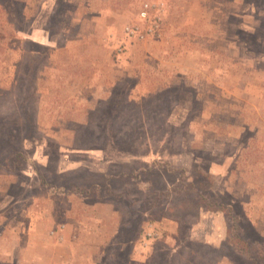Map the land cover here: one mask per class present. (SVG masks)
Segmentation results:
<instances>
[{
  "label": "rangeland",
  "instance_id": "374dc122",
  "mask_svg": "<svg viewBox=\"0 0 264 264\" xmlns=\"http://www.w3.org/2000/svg\"><path fill=\"white\" fill-rule=\"evenodd\" d=\"M11 103L32 129L0 164V264H253L180 202L192 182L264 245V0H0Z\"/></svg>",
  "mask_w": 264,
  "mask_h": 264
},
{
  "label": "trees",
  "instance_id": "16d2710c",
  "mask_svg": "<svg viewBox=\"0 0 264 264\" xmlns=\"http://www.w3.org/2000/svg\"><path fill=\"white\" fill-rule=\"evenodd\" d=\"M25 103V101H24ZM10 106V104H9ZM12 107V103H11ZM13 111L7 112L4 109L0 110V164L10 168L11 166V159L14 158L16 161L20 157V151L16 152L13 149L16 150V148L22 147V142L24 140L25 132H28L30 128L32 129V126L26 125V119L22 120L21 116L25 114V110L17 109V105L13 106ZM26 108V103H25ZM1 112H5L6 114H2ZM29 121V119H27ZM32 125V121H31ZM25 129V130H24ZM19 140V141H18ZM18 141V142H17ZM20 142V144H19ZM13 160V163L15 162ZM118 166V165H115ZM112 175V174H111ZM129 179H133V176H129V174H126L123 171H118V174L115 176H109L106 179V192L107 193H113L118 195L117 193H121L118 189L119 185L126 186L128 184H132L133 182L128 181ZM110 181V182H109ZM74 183V182H73ZM122 183V184H120ZM181 184V183H179ZM76 184H73V187ZM136 186V183H135ZM185 188V191L182 193V200H181V206L182 209H201L208 212H214L219 213L224 216H226L227 221L230 226V231L233 235V243L237 250L241 252L242 254L248 256L252 259L253 264H264V245L260 244L259 242L255 243L249 240V238L246 237V235L243 233V230L239 223V214L236 212L235 208L232 204L218 202L217 200H212L204 195L203 192L198 190L193 183H183L181 185ZM189 187V188H187ZM128 189V187H127ZM127 189L123 190L124 193H126ZM168 192L171 193V190ZM144 195V194H142ZM144 197H151L152 199L156 200V205H161L162 201H166L169 199V194L166 192H148L146 195L142 196V199ZM141 199V200H142ZM135 203L137 201L135 200Z\"/></svg>",
  "mask_w": 264,
  "mask_h": 264
},
{
  "label": "built area",
  "instance_id": "2783aa9c",
  "mask_svg": "<svg viewBox=\"0 0 264 264\" xmlns=\"http://www.w3.org/2000/svg\"><path fill=\"white\" fill-rule=\"evenodd\" d=\"M150 234V233H149Z\"/></svg>",
  "mask_w": 264,
  "mask_h": 264
}]
</instances>
